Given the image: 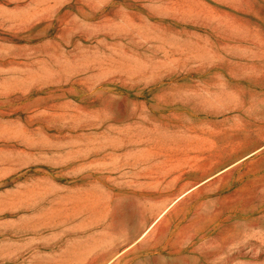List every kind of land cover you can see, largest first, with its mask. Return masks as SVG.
Here are the masks:
<instances>
[{
    "label": "rangeland",
    "instance_id": "rangeland-1",
    "mask_svg": "<svg viewBox=\"0 0 264 264\" xmlns=\"http://www.w3.org/2000/svg\"><path fill=\"white\" fill-rule=\"evenodd\" d=\"M0 264H264V0H0Z\"/></svg>",
    "mask_w": 264,
    "mask_h": 264
}]
</instances>
